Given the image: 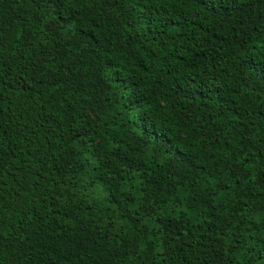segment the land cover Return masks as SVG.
<instances>
[{
  "label": "trees",
  "instance_id": "16d2710c",
  "mask_svg": "<svg viewBox=\"0 0 264 264\" xmlns=\"http://www.w3.org/2000/svg\"><path fill=\"white\" fill-rule=\"evenodd\" d=\"M0 264H264V0H0Z\"/></svg>",
  "mask_w": 264,
  "mask_h": 264
}]
</instances>
